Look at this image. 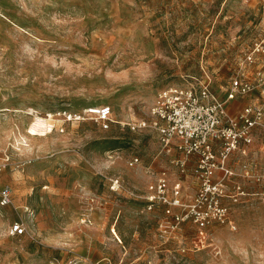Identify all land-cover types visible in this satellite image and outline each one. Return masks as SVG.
<instances>
[{
	"label": "rangeland",
	"instance_id": "374dc122",
	"mask_svg": "<svg viewBox=\"0 0 264 264\" xmlns=\"http://www.w3.org/2000/svg\"><path fill=\"white\" fill-rule=\"evenodd\" d=\"M262 41L264 0H0V189L13 196L0 264H264V132L220 173L229 218L203 238L149 209L154 174L179 171L155 131L128 126L164 88L203 82L224 99L236 78L257 83L264 52L247 56ZM102 105L110 129L75 116ZM182 178L191 203L196 174Z\"/></svg>",
	"mask_w": 264,
	"mask_h": 264
},
{
	"label": "built area",
	"instance_id": "2783aa9c",
	"mask_svg": "<svg viewBox=\"0 0 264 264\" xmlns=\"http://www.w3.org/2000/svg\"><path fill=\"white\" fill-rule=\"evenodd\" d=\"M258 52H264V41L255 45L247 60L255 61ZM257 81L236 78L224 99L219 98L208 83L173 85L158 92L149 108L148 119L128 123L135 132L155 131L160 152L168 157L172 169L179 171L176 176L169 175L167 169L156 172L146 195L149 209L163 206L165 214L172 217L169 222L173 226L191 219L198 225L201 237L206 238L211 225L228 220L229 209L220 198L225 175L220 173H229L233 156L238 152L245 154L254 143L257 131L264 132V76L259 74ZM256 88L261 89L262 101L249 103L236 113L230 112L231 101ZM113 113L110 105H102L75 116L90 117L103 128L110 129L115 123ZM140 162L139 156H133L130 165ZM191 170L196 174L200 190L188 203L182 177ZM12 203L10 187H2L0 205ZM26 232L25 221L20 217L14 222L12 233L20 236Z\"/></svg>",
	"mask_w": 264,
	"mask_h": 264
},
{
	"label": "crops",
	"instance_id": "0c3cea01",
	"mask_svg": "<svg viewBox=\"0 0 264 264\" xmlns=\"http://www.w3.org/2000/svg\"><path fill=\"white\" fill-rule=\"evenodd\" d=\"M231 102H233V101H231ZM230 108V107H229ZM240 110V109H239ZM231 112V111H230ZM237 112V111H236ZM236 112H231V113H236Z\"/></svg>",
	"mask_w": 264,
	"mask_h": 264
}]
</instances>
